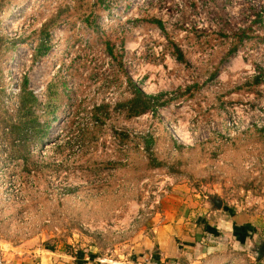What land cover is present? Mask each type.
I'll return each mask as SVG.
<instances>
[{"label": "rangeland", "instance_id": "obj_1", "mask_svg": "<svg viewBox=\"0 0 264 264\" xmlns=\"http://www.w3.org/2000/svg\"><path fill=\"white\" fill-rule=\"evenodd\" d=\"M263 8L264 0H0L2 263L31 264L53 249L95 263L154 264L174 217L200 234L204 219L215 225L231 211L254 225L252 242L204 237L181 259L227 251L235 259L222 264H264V84L244 87L264 68L256 37L264 28L253 23ZM242 28L252 37L225 58ZM172 42L189 65L175 59ZM126 74L170 102L128 117L118 105L131 97ZM24 76L51 124V139L29 146L27 159L10 149ZM99 105L107 108L95 120Z\"/></svg>", "mask_w": 264, "mask_h": 264}, {"label": "trees", "instance_id": "obj_2", "mask_svg": "<svg viewBox=\"0 0 264 264\" xmlns=\"http://www.w3.org/2000/svg\"><path fill=\"white\" fill-rule=\"evenodd\" d=\"M99 1V0H98ZM103 2V0H102ZM106 6V5H105ZM264 9V8H263ZM263 12L255 13V19L253 23L259 24L260 28H264L263 25ZM153 22H156L158 26L164 29L163 24L160 20L157 19H149ZM250 28L238 29V32L233 33V37L236 38L229 51L227 52L225 58L234 55L238 50L240 45L247 38H251L252 36L248 34ZM259 41L264 43V33L256 34ZM123 43V42H122ZM173 55L175 59L184 63L185 65H189V61L187 60L185 53L182 48L173 43ZM107 52L112 59H117V55L115 54V43L113 41H106ZM123 48V46L121 47ZM49 50V47L45 45L44 42L38 46L37 52L41 55L45 54ZM120 61L121 68H123L122 60ZM216 73H214L215 77ZM126 80L129 85L131 91V97L120 104H118L125 111L128 117H138L147 112L156 113L158 108L162 106H166L171 99H165L162 101V98L166 96L167 93H159V94H149L143 90V88L137 84L130 75L126 74ZM264 84V68L257 67V72L253 75L252 79L248 81L244 87H254ZM199 85H188L184 92H188L191 89L197 90ZM241 89L243 87H236ZM40 105V101L36 93L31 89L29 78L27 76L23 77L20 91L18 94V103L13 114H10V149L13 152V155L18 158H25L31 155L29 146L32 144L42 145L49 139H51V124L47 121H41L40 115L36 112L37 106ZM107 105H99L93 108V114L95 116L102 109H106ZM56 117H54V121H56ZM85 131V130H84ZM85 132L81 133V138L84 140L87 136L84 135ZM125 136H129V132L126 131ZM146 149L150 152V147L153 143L152 136L148 135L146 137ZM151 156V153H150ZM153 161V160H152ZM160 165L162 163H156Z\"/></svg>", "mask_w": 264, "mask_h": 264}, {"label": "crops", "instance_id": "obj_3", "mask_svg": "<svg viewBox=\"0 0 264 264\" xmlns=\"http://www.w3.org/2000/svg\"><path fill=\"white\" fill-rule=\"evenodd\" d=\"M229 213L230 216L226 215L218 218L219 222L215 225H212L209 220L202 219L203 231L200 234L191 233L187 227V224L190 225V223H184L185 219L174 217L161 228V232L166 234L158 236L157 242L162 247L160 257L158 256L154 264H176L178 261H181V264H215L217 262L222 264L224 261H234L235 256L233 253L228 254L225 251L226 254H216L210 250H205L200 256L193 259H181V256L187 255L189 252L190 254L197 252L200 245H203L204 237H207V240L220 239L221 241L224 239L231 244L233 242L238 244L252 242L255 234L254 225L249 220L239 222L235 213L233 214L231 211ZM211 214L213 212L207 214V216H212ZM216 216L219 217V212L216 213ZM198 223L199 221L196 222V227H198ZM244 234L245 236H243ZM209 236L210 238H208ZM35 256H37L36 261L28 260L31 264H103L102 262L95 263V260L90 262L87 259H81L80 256L77 257L65 251L53 249L40 250V253ZM2 261L4 262V260Z\"/></svg>", "mask_w": 264, "mask_h": 264}, {"label": "water", "instance_id": "obj_4", "mask_svg": "<svg viewBox=\"0 0 264 264\" xmlns=\"http://www.w3.org/2000/svg\"><path fill=\"white\" fill-rule=\"evenodd\" d=\"M212 201L218 208L221 207V205H222V201L221 200L212 199ZM261 254L264 255V245L262 246Z\"/></svg>", "mask_w": 264, "mask_h": 264}, {"label": "built area", "instance_id": "obj_5", "mask_svg": "<svg viewBox=\"0 0 264 264\" xmlns=\"http://www.w3.org/2000/svg\"><path fill=\"white\" fill-rule=\"evenodd\" d=\"M2 262H3V261H2V258H1V256H0V264H2Z\"/></svg>", "mask_w": 264, "mask_h": 264}]
</instances>
